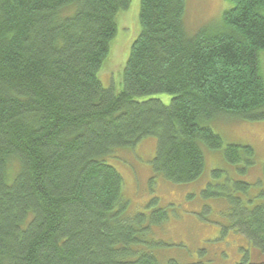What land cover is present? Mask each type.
I'll return each mask as SVG.
<instances>
[{"label":"trees","instance_id":"1","mask_svg":"<svg viewBox=\"0 0 264 264\" xmlns=\"http://www.w3.org/2000/svg\"><path fill=\"white\" fill-rule=\"evenodd\" d=\"M139 1L115 92L97 73L130 0H0V264H158L141 250L145 216L124 215L122 176L103 158L156 137L153 170L188 183L203 173L202 147L222 146L206 121L264 119V0H227L193 35L186 0ZM157 93L170 101L134 99ZM239 147L252 152L228 144L226 160ZM232 201L248 246L237 264H264V204Z\"/></svg>","mask_w":264,"mask_h":264},{"label":"rangeland","instance_id":"2","mask_svg":"<svg viewBox=\"0 0 264 264\" xmlns=\"http://www.w3.org/2000/svg\"><path fill=\"white\" fill-rule=\"evenodd\" d=\"M139 5V0H130L129 7L117 13L115 36L97 73L102 86L115 92L123 88V70L130 45L139 33ZM229 6L227 0H186L187 33L193 35L200 28L217 25ZM258 58L264 80V49L258 51ZM150 97L167 104L171 95L157 93L134 99L142 101ZM205 124L220 136L222 146L219 149L202 147L204 170L194 181L175 184L153 170L156 137L143 138L132 147L113 149L103 158L122 176L124 215L145 216L142 222L146 227L145 245L141 250L153 254L158 264H166L171 259L189 264L197 261L237 264L248 246L232 226V199H240L242 207L264 204V119L250 121L222 113ZM228 144L249 146L252 152L248 154L239 147V161L232 163L224 156ZM214 170L220 173L213 175ZM241 183L248 186L243 187ZM251 257L255 259V251Z\"/></svg>","mask_w":264,"mask_h":264},{"label":"bare ground","instance_id":"3","mask_svg":"<svg viewBox=\"0 0 264 264\" xmlns=\"http://www.w3.org/2000/svg\"><path fill=\"white\" fill-rule=\"evenodd\" d=\"M118 80V79H117Z\"/></svg>","mask_w":264,"mask_h":264}]
</instances>
